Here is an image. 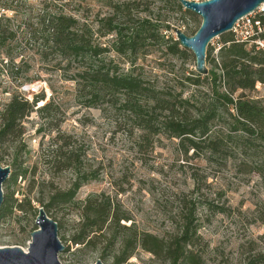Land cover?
Returning a JSON list of instances; mask_svg holds the SVG:
<instances>
[{"label":"rangeland","instance_id":"374dc122","mask_svg":"<svg viewBox=\"0 0 264 264\" xmlns=\"http://www.w3.org/2000/svg\"><path fill=\"white\" fill-rule=\"evenodd\" d=\"M133 0H0V112L14 95L29 102L43 93L33 110L20 121L22 132L0 142V165L10 169L2 183L5 209L0 216V247L20 246L27 249L31 232L36 229L37 210L48 197L65 191L76 178L74 167L57 170L45 163L48 150L56 148L66 136L65 147L79 157L78 173L95 171L97 178L83 183L73 201L53 215L59 223L58 237L64 245L58 254L61 264H94L100 258L101 246L83 248L71 241L80 220L77 205L88 196L104 193L118 205L138 234L150 232L168 238L179 230L177 197L188 193L195 185L193 172L198 174L200 195L197 207L200 248L206 264H239L246 242L264 236V183L251 170L253 151L244 148L240 140L226 141L223 151L212 154L202 145L184 152L176 138L160 134L151 149L139 150L136 137L126 130L130 117L122 111L85 107L76 99L75 84L67 80L65 61L53 54H44L33 31L41 28L43 16L62 11L78 18L93 32V39L109 51L104 61L113 59L119 71L135 66L145 80L165 90L189 97L196 106L205 105L211 97L209 75H200L194 84L195 59L190 50L174 55L164 45L146 41L134 64L129 55L118 54L111 45L114 32H106L104 20L115 14V7ZM200 1V0H196ZM139 3V4H138ZM131 17L150 18L161 27L164 39L176 38L173 28L190 35L201 19L185 8H171L166 0H134ZM122 20V19H121ZM38 36V33H36ZM211 57L219 64L220 36L208 44ZM181 47V46H180ZM183 48V47H182ZM208 48V46H207ZM208 72L211 65L206 63ZM219 70V67L218 69ZM199 75V74H198ZM39 86L36 92L31 87ZM224 90V87H220ZM240 91L234 96H238ZM245 98L264 104V84L244 91ZM53 102L47 115L38 111L45 102ZM219 125L215 126L217 130ZM225 131V129H222ZM242 148H241V147ZM243 151H242V150ZM224 206L227 211L214 212L205 203ZM45 210V209H44ZM116 244L113 251L117 252ZM110 264L111 259L103 260ZM125 264H170L156 258L140 245Z\"/></svg>","mask_w":264,"mask_h":264},{"label":"trees","instance_id":"16d2710c","mask_svg":"<svg viewBox=\"0 0 264 264\" xmlns=\"http://www.w3.org/2000/svg\"><path fill=\"white\" fill-rule=\"evenodd\" d=\"M166 3L176 10L183 9L177 0H166ZM132 5L137 7L134 0L123 3L122 8L120 5L115 7L114 15L122 20H116L113 16L104 20L106 32H114L116 35L111 48L120 55L132 57V65L146 41L164 45L170 54H186V49L180 47L177 40L172 37L164 39L160 33L161 27L168 29L167 24H158L148 17L132 18ZM185 11L190 12L188 9ZM39 24L41 28L33 31V37L39 40L44 54H53L65 61L67 80L74 82L79 104L122 111L130 117L131 124L126 131L136 137L135 143L139 150L151 149L160 134L178 139L184 152L188 148L197 150L204 145L215 154L223 151L226 141L240 140L243 149L253 151L255 158L249 162L251 170L264 183V104L247 99L244 94V91L253 90L256 83L264 84L262 51L256 50L254 46L247 47L244 43L234 42L230 31L221 34V45L217 53L219 64L211 57L212 47L208 45L206 50V63L212 66L207 73L211 97L205 105L196 106L191 98L145 80L136 72L135 66L123 72L119 71L113 59L104 61L101 54L109 50L96 42L93 32L75 16L59 11L43 16ZM199 25L200 21L190 35L195 33ZM194 74V79H188L198 85L201 77ZM221 86L224 90L220 89ZM43 98L44 94L38 93L29 102L14 95L6 103L0 112V142L21 134V119ZM52 108L53 102L50 101L37 109L47 115ZM217 125L219 128L216 130L214 127ZM58 141L61 144L48 150L50 158L45 163L52 164L57 170L74 167L76 178L69 189L54 192L43 204L47 215L55 221L57 219L52 209L58 211L64 208L73 201L83 183L97 178L95 171L78 173V155L65 150L70 141L66 136H59ZM192 175L196 181L194 187L177 197L180 222L179 230L174 235L164 238L150 232L138 234L132 225L121 223L130 218L120 212L114 200L99 193L88 196L77 205L80 220L71 241L83 248L101 246V259H111L110 264H125L138 245L170 264H206L199 246L201 238L197 233L199 199L196 195H200V184L198 174L193 172ZM5 203L6 199L0 207V216ZM205 205L214 212L227 211L224 206L213 202ZM116 244L120 245L117 252L113 251ZM239 264H264V236L246 242L245 253Z\"/></svg>","mask_w":264,"mask_h":264},{"label":"water","instance_id":"95a60500","mask_svg":"<svg viewBox=\"0 0 264 264\" xmlns=\"http://www.w3.org/2000/svg\"><path fill=\"white\" fill-rule=\"evenodd\" d=\"M185 9L198 15L200 25L194 34L188 35L173 28L181 47L190 50L195 59V71L206 75V50L210 41L232 29L237 20L254 11L264 0H177ZM10 169L0 165V207L3 203L2 183ZM36 229L31 232L27 250L20 246L0 247V264H61L58 254L64 245L58 237V223L47 215L43 207L35 217ZM94 264H104L98 258Z\"/></svg>","mask_w":264,"mask_h":264},{"label":"built area","instance_id":"2783aa9c","mask_svg":"<svg viewBox=\"0 0 264 264\" xmlns=\"http://www.w3.org/2000/svg\"><path fill=\"white\" fill-rule=\"evenodd\" d=\"M2 15L3 13L0 12V17ZM262 15H264V3L237 20L230 30L234 39L233 41L244 43L247 47L254 46L256 50L264 53V20L262 19ZM258 84L260 85V83ZM38 89L39 86L31 87L32 92H36ZM23 250L26 251L27 249Z\"/></svg>","mask_w":264,"mask_h":264}]
</instances>
